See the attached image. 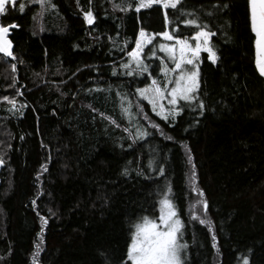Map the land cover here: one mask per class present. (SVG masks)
<instances>
[{"label": "trees", "instance_id": "trees-1", "mask_svg": "<svg viewBox=\"0 0 264 264\" xmlns=\"http://www.w3.org/2000/svg\"><path fill=\"white\" fill-rule=\"evenodd\" d=\"M20 2L26 11L11 10L4 18L20 26L11 34L17 60L0 62V155L6 161L0 185V264H33L40 236L38 264H102L101 253L120 264L130 243V222L159 215L158 204L153 208L154 180L171 183L186 224L187 264H243L244 257L249 264H264V78L254 69L247 0H185V10L195 11L217 33L212 38L220 56L217 64L201 53L207 110L203 116L186 110L173 126L144 101L151 120L173 139L133 117L153 133L133 148L123 129L134 134L135 127L121 117L115 93L133 94L149 81L112 76L111 66L114 60L117 68L126 61L118 46L134 40L141 26L149 32L164 30L163 10H142L138 23L135 13L114 11L113 2L119 0H92L97 19L88 26L81 12L88 10V0H80V7L76 0H53L57 10L43 16L38 5ZM216 4L229 7L215 9ZM180 27L191 36L190 29ZM11 63H17L14 74ZM151 63L155 68L158 61ZM13 75L23 96L9 87ZM110 86L111 93L88 92ZM4 96L14 98L17 107L27 105L23 116L8 111L11 105ZM130 98L135 102L134 95ZM183 145L191 149L203 198L190 190L186 173L190 175L191 166ZM152 156L164 164L165 178L148 169ZM43 164L48 171L37 180ZM125 168L127 177L122 175ZM141 169L152 179L137 176ZM205 198L209 209L202 218L213 225L215 248L208 228L190 222V213L203 211L197 200ZM37 213L48 218L43 232Z\"/></svg>", "mask_w": 264, "mask_h": 264}, {"label": "snow or ice", "instance_id": "snow-or-ice-1", "mask_svg": "<svg viewBox=\"0 0 264 264\" xmlns=\"http://www.w3.org/2000/svg\"><path fill=\"white\" fill-rule=\"evenodd\" d=\"M39 6V15L43 16L57 10V5L53 0H29ZM77 6L80 7V0H76ZM185 0H119L118 3L113 2L114 11L118 10L122 13H135L138 23L139 14L142 10H151L156 7L163 10L164 30L161 32H149L143 26L139 28L138 33L133 39H125L122 45L118 46V51L122 56L126 57V61L122 59L117 68V62L114 60L112 64L111 75L115 77L131 78L132 81L140 80L145 83L144 87H137L133 94L128 92L117 91L115 95L120 100V111L122 118H128L129 123L135 127L133 134L129 128H124L123 131L128 132L127 139L132 143L128 145L133 148L134 145L140 142H146L153 135L139 120H133V117H139L147 121L149 126L161 136L171 140V136H166L161 126L153 122L144 110V101L150 106L151 111L158 116L166 124H172L177 120V117L187 110L189 112H198L200 116L205 114L207 106L202 99V79L200 67L203 63L201 53H207L206 59L212 64H217L220 60L218 51L212 44V38L217 35L216 32L210 30L206 23H202L195 11L188 12L184 7ZM18 5V9H17ZM88 10L81 8L83 21L88 26H93L96 22V15L92 10V0H88ZM249 12L250 31L254 36L253 46L254 55L253 63L255 72L259 77L264 78V0H247ZM227 4H216L213 8H228ZM11 10H18L19 13L26 11V4L20 0H0V20L6 18ZM171 11L172 15H169ZM212 16L213 13H207ZM185 16L192 17L184 19ZM175 18V19H174ZM181 25L192 31L191 36H185L181 32ZM20 26L16 23L5 25L0 23V62H8L10 58L16 61L14 55V44L11 34L14 29ZM43 30V29H41ZM120 33L117 32V36ZM159 38V41L158 39ZM113 41L112 37H108ZM115 44V41H113ZM131 46V50L129 47ZM78 47V45H77ZM147 50V51H146ZM163 54V55H160ZM158 61L154 68L152 61ZM22 63V61H20ZM11 72L14 74L17 71V63H11ZM158 68V72H157ZM79 71V69H78ZM98 71V69H97ZM153 72H157L153 75ZM17 77H11L9 87L16 90L18 96H23V92L16 89ZM112 92L111 86L108 89H88V92ZM135 96V102L130 97ZM4 102L11 105L8 109L13 114L19 113L23 116L21 109L27 107L21 103L17 107V101L8 96H4ZM93 112H98L92 105L88 106ZM101 119H105L109 124L119 128L120 124L111 116H106L104 113H99ZM199 123V120H197ZM23 139V137H21ZM10 147V145H9ZM123 148V145H121ZM187 149L186 163L191 166L190 175L186 173L189 182L192 185L191 192L195 193L198 198L205 197L202 189L196 187L197 173L195 171L196 164L191 155V149L187 145H183ZM155 152V149H152ZM131 163V161L129 162ZM6 161L3 155H0V167L5 166ZM148 169H151L160 178L166 177V168L163 163L152 156L148 160ZM47 164L41 165V172L37 175V180L40 175L47 172ZM137 176H144L146 179H152L147 176L145 171L141 169L137 171ZM123 176H129V170L125 168L122 172ZM155 195L157 200L153 203V208L158 204V217L142 216L138 217L136 222H130V243L127 245L126 256L120 261V264H187L188 243L184 240L186 224L182 219L178 206L174 203V193L170 181L160 185L158 181ZM197 203L202 207V213L196 215L190 213L191 221H197L200 225H205L212 233V247L216 245V235L211 222L202 217H207L209 203L208 200L198 199ZM36 205V200L32 201ZM51 213L52 210L49 209ZM41 232L48 224V218L40 216ZM55 215V213H52ZM134 229V230H133ZM40 242L35 244V251L32 254L33 264H38V257L42 251L43 237H39ZM103 257L102 264H112L107 253H101ZM0 259H3L0 257ZM243 264H249L247 257L243 258Z\"/></svg>", "mask_w": 264, "mask_h": 264}, {"label": "water", "instance_id": "water-1", "mask_svg": "<svg viewBox=\"0 0 264 264\" xmlns=\"http://www.w3.org/2000/svg\"><path fill=\"white\" fill-rule=\"evenodd\" d=\"M3 168H4V166L3 167H0V185L2 183L1 172H2Z\"/></svg>", "mask_w": 264, "mask_h": 264}, {"label": "flooded vegetation", "instance_id": "flooded-vegetation-1", "mask_svg": "<svg viewBox=\"0 0 264 264\" xmlns=\"http://www.w3.org/2000/svg\"><path fill=\"white\" fill-rule=\"evenodd\" d=\"M0 23H3V24H5V25H9V24H12V23H5L4 22V19L3 20H0ZM11 38V37H10ZM14 44V43H13ZM13 51H14V49H13ZM10 59V58H9Z\"/></svg>", "mask_w": 264, "mask_h": 264}]
</instances>
